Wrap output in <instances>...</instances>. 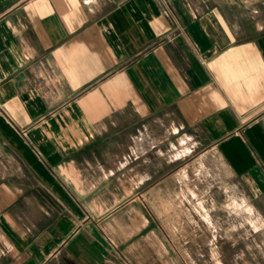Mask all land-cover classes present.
Listing matches in <instances>:
<instances>
[{"label": "crops", "instance_id": "1", "mask_svg": "<svg viewBox=\"0 0 264 264\" xmlns=\"http://www.w3.org/2000/svg\"><path fill=\"white\" fill-rule=\"evenodd\" d=\"M189 159L264 213V0H0V264L130 261Z\"/></svg>", "mask_w": 264, "mask_h": 264}, {"label": "rangeland", "instance_id": "2", "mask_svg": "<svg viewBox=\"0 0 264 264\" xmlns=\"http://www.w3.org/2000/svg\"><path fill=\"white\" fill-rule=\"evenodd\" d=\"M200 162L187 160L154 186L151 216L157 228L122 248L130 256L122 264H264V213L241 211L243 200L251 207L254 202L242 196L240 183H231L218 159L209 167L211 191L197 184Z\"/></svg>", "mask_w": 264, "mask_h": 264}]
</instances>
